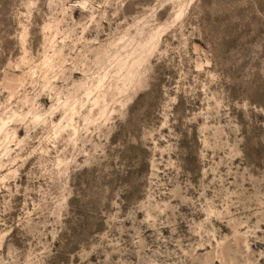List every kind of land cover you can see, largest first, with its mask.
<instances>
[{
    "label": "rangeland",
    "instance_id": "374dc122",
    "mask_svg": "<svg viewBox=\"0 0 264 264\" xmlns=\"http://www.w3.org/2000/svg\"><path fill=\"white\" fill-rule=\"evenodd\" d=\"M0 264H264V0H0Z\"/></svg>",
    "mask_w": 264,
    "mask_h": 264
}]
</instances>
